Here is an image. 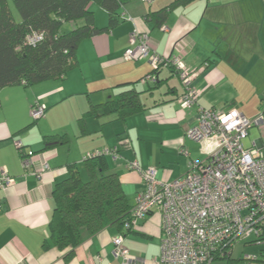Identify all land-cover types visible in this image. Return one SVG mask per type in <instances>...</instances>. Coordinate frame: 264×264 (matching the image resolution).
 <instances>
[{
	"label": "crops",
	"instance_id": "1",
	"mask_svg": "<svg viewBox=\"0 0 264 264\" xmlns=\"http://www.w3.org/2000/svg\"><path fill=\"white\" fill-rule=\"evenodd\" d=\"M118 1L122 3L119 23L79 44L78 66L63 80L0 91V174L6 172L13 179L10 187L0 190V264H120L113 255V239L120 234L115 227L86 236L66 261L57 249L43 247L54 207L52 191L66 178L68 165L75 164L83 177L88 153L115 150L116 157L104 158L106 170L116 173L132 206L142 183L138 173L127 168L129 162L136 161L142 169L155 168L158 180L170 181L189 167L170 168L175 155L178 159L185 156L189 163L197 161V144L185 133L194 125L199 107L222 112L236 109L249 119L264 113V0H192L167 12L160 25L150 15L175 0ZM93 4L89 11L94 26L105 28L108 14ZM134 29L149 34L158 55L181 57L189 71L197 72L191 82L200 91L196 103L180 109L177 99L183 89L171 67L161 68L157 86L147 91L141 79L151 72L148 62L123 59ZM132 88L140 93L142 112L122 120L97 111L96 116L84 118L83 128L77 124L92 106ZM35 103L45 105L46 110L33 124L30 109ZM55 134L65 135L67 144L44 150L43 137ZM249 136L253 138L249 147L264 152V126L252 127ZM147 138L160 147L166 160L153 161L144 145ZM14 141L22 144L23 154L32 153L28 168ZM44 161L49 171L38 178L34 172ZM133 230L123 239L130 257L165 264L158 262L159 213L152 210ZM263 248L241 241L229 260L217 259L212 264H244L243 254L259 256L250 264H264L260 258Z\"/></svg>",
	"mask_w": 264,
	"mask_h": 264
},
{
	"label": "built area",
	"instance_id": "2",
	"mask_svg": "<svg viewBox=\"0 0 264 264\" xmlns=\"http://www.w3.org/2000/svg\"><path fill=\"white\" fill-rule=\"evenodd\" d=\"M161 30L166 27L161 26ZM39 39L35 35L29 42ZM123 59L148 62L153 72L141 79L143 84L154 82L161 68L171 67L183 89L177 99L180 109L197 102L200 91L191 87L197 72L189 71L181 57L158 55L150 45L148 33L132 31ZM45 110V105L36 103L30 116L39 120ZM252 126H264V113L249 119L236 109L222 112L199 107L194 125L185 134L197 144L202 161L190 162L185 174L170 181L158 180L155 168L142 169L136 161L127 164L128 169L138 173L143 188L135 197L131 220L125 221L124 227L133 229L152 210L159 213V263L212 264L218 257L229 256L241 241L264 247V152L242 144ZM13 145L22 149L19 141ZM27 154L23 159L25 168L32 163V153ZM107 155L116 157L115 150H95L86 157ZM47 171L49 166L44 161L34 175L40 178ZM12 184L13 179L6 172L0 174V190ZM123 239L117 235L112 243L113 255L120 264H156L130 257ZM242 258L244 264H250L258 256L243 254ZM261 260L264 261V250Z\"/></svg>",
	"mask_w": 264,
	"mask_h": 264
},
{
	"label": "trees",
	"instance_id": "3",
	"mask_svg": "<svg viewBox=\"0 0 264 264\" xmlns=\"http://www.w3.org/2000/svg\"><path fill=\"white\" fill-rule=\"evenodd\" d=\"M190 1L192 0H175L150 17L160 25L167 12ZM12 2L19 15L17 21L13 18L7 1L0 0V91L10 86L29 88L46 81L63 80L68 72L78 66L76 51L79 44L84 39L115 27L119 23L118 10L122 6L118 0ZM92 2L106 10L108 25L105 28L98 29L94 26L93 14L88 8ZM65 25H71V28L69 26V30L65 31ZM35 35L40 36V39L29 42ZM152 72L153 70L150 73ZM157 82L156 75L154 82L145 83L147 91L154 89ZM139 96L140 93L133 88L121 92L105 103L92 106L78 119L77 124L83 128L84 118L96 116L97 111L101 112V116L115 115L122 120L140 113L144 110V105ZM32 121L34 124L37 120L32 118ZM29 126L31 124L27 127ZM42 141L43 149L50 150L57 145L67 144L68 139L65 135L55 134L44 136ZM18 153L23 159L28 156L27 153L23 154L22 149H18ZM104 158L105 156H90L84 159L85 181L81 179L75 164L68 165L66 178L57 182L52 191L54 207L43 247L57 249L64 255L65 261L74 255V250L86 236H92L108 227H115L120 232L118 235L123 238L126 233L134 231V228L124 227L125 221L131 220L134 204H129L116 173L106 170ZM263 250L264 248L261 255ZM230 255L231 253L215 260H229ZM242 261L244 262L243 258Z\"/></svg>",
	"mask_w": 264,
	"mask_h": 264
},
{
	"label": "rangeland",
	"instance_id": "4",
	"mask_svg": "<svg viewBox=\"0 0 264 264\" xmlns=\"http://www.w3.org/2000/svg\"><path fill=\"white\" fill-rule=\"evenodd\" d=\"M7 1V4H8V6H9V9H10V11H11V13H12V15H13V18L17 21V20H19V15H18V13H17V11L15 10V8H14V6H13V2H12V0H6ZM94 6V4L93 3H91L90 5H89V9H91L92 7ZM67 26L65 25V27H64V30L66 31V30H69V27L68 28H66ZM71 27V26H70ZM171 81H176L175 79H173V80H171ZM177 83V82H176ZM164 88H166V87H164ZM157 96H158V94H157ZM32 119V118H31ZM254 128V127H253ZM252 140H253V138L251 137V136H249V137H247L246 139H244L243 140V142H242V144L244 145V147L245 148H248L249 146H250V143L252 142ZM144 145H145V148L147 149V154H148V151H149V153L152 155V158H153V161H156V160H159V158L160 159H163V160H166L161 154H160V152H159V149H160V147L154 142V141H152L151 139H146L145 140V142H144ZM144 147V146H143ZM196 148V152H195V158H194V160H197V161H202L203 160V155L199 152V150H198V146L196 145L195 146ZM174 153V151H170L169 153ZM183 157V159L182 158H177L176 157V155H175V157H174V159L171 161V167L170 168H173L174 166H175V168H177V167H184V166H186V164H187V166H188V164H189V161H188V159H186V157L185 156H182ZM156 167H158V169L160 168V170H162V167H161V165H156ZM81 179L83 180V181H85L86 179H87V177L86 176H83V177H81ZM131 201V200H130ZM235 249V248H234ZM252 255V254H251Z\"/></svg>",
	"mask_w": 264,
	"mask_h": 264
}]
</instances>
